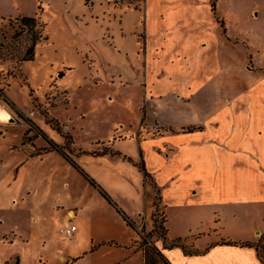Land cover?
<instances>
[{"label":"rangeland","instance_id":"1","mask_svg":"<svg viewBox=\"0 0 264 264\" xmlns=\"http://www.w3.org/2000/svg\"><path fill=\"white\" fill-rule=\"evenodd\" d=\"M145 1L0 0V16H3L0 17V102L14 118L9 124H0V264H16L19 257L21 264H31L29 257L33 264H44L46 258L53 260L58 245L47 242L61 234L67 211L75 215L79 203L91 196L93 183L101 191L104 190L100 184L106 187L110 184L109 191L114 198L108 195L112 201L123 198L118 187L110 183L108 174L101 170L100 164H107L109 160L93 154L113 151V143L120 141L127 152L124 154L138 157L136 141L127 138L135 137L134 133L138 132L145 138L167 131L156 121L145 128L146 123L140 116L151 105L144 94L136 122L140 126L134 133L118 131L119 127H115L117 129L108 139L96 138L115 123L127 124L133 119L125 96L117 95L119 89L123 87V92L134 96L136 88L132 86L140 84L144 88L146 85L142 79L145 72ZM148 1L156 8L153 11L157 26L164 23L165 12L170 6L162 0L159 4L156 0ZM206 2L197 1L196 5L205 13ZM22 16L36 17L45 26L41 29L37 25H23ZM212 16L223 33L226 28L234 36L238 49L247 52V61L242 63V58L237 57L235 68L243 73L253 72L256 86L263 85L264 0H217ZM35 35H39L40 40L32 49V60L26 61ZM162 67L156 65V71L165 75L180 74V67L174 69L167 63ZM235 76L232 79L235 80ZM163 78L157 81L158 85L165 83ZM97 88L109 92L97 91ZM257 90L259 87L252 90L254 96ZM244 91L243 95L239 94L241 105L250 103L251 93ZM199 97L203 99L206 95L200 92ZM262 103L264 105V101ZM130 105L134 108L133 99ZM167 111L171 118H178L181 110ZM50 119L57 125L48 123ZM159 120L166 123L164 117ZM202 123L206 124L207 120L203 119ZM141 148L146 169L159 186L164 180L167 163L160 156H151V143ZM120 159L117 164L133 166L132 162ZM173 166L174 176L196 177L198 185L210 186L231 179L227 172H217L214 161L207 157H192L190 161L184 156L175 157ZM145 182L151 187L146 184L142 203L145 197L150 203L154 196L156 209L150 220L136 223L146 238L140 236L141 244L149 243L145 253L151 256L154 241L161 240L166 245V218L160 192L155 194V181L148 178ZM255 183H258L257 178H242L236 188L240 193L244 191L242 187L250 188H245L248 192ZM96 194L101 197L98 190ZM128 197L129 202H133L131 209L139 204L135 194ZM165 199L171 200V195L166 194ZM145 224L152 227L146 228ZM159 225L162 230L158 229Z\"/></svg>","mask_w":264,"mask_h":264},{"label":"crops","instance_id":"2","mask_svg":"<svg viewBox=\"0 0 264 264\" xmlns=\"http://www.w3.org/2000/svg\"><path fill=\"white\" fill-rule=\"evenodd\" d=\"M159 1L156 0L157 4ZM197 1L202 0H162L170 8H166L165 24L158 26L154 20L153 10L156 8L153 2L145 1V72L142 79L146 85L144 88L140 84L132 86L136 88L134 96L123 92V87L119 89L117 95L125 96L133 119L127 124L115 123L96 138L108 139L109 134L117 129L115 127H119L118 131L134 133L140 126L136 122L144 94L151 105V109L145 108L140 116L146 123L145 128L156 121L167 131L145 138L138 132L134 133L135 137L127 138L136 141L138 157L124 154L127 152L120 141L113 143V151L131 158L133 161L129 162L133 166L117 164L121 157L97 156L109 160L107 164H100L101 170L108 174L110 183L118 187L123 198L121 201L116 198L117 203L113 200V207L102 197H96L97 189L94 188L91 196L79 203L75 215L71 210L67 211L62 225L70 222L76 226V231L70 238L58 234L57 239L47 242L57 244L55 249L58 251L53 260H43L44 264H145V246L149 243L141 244V237L146 238L136 222L150 220L156 205L153 204L154 187L151 188L153 198L150 203L146 197L142 203L148 183L136 166L137 161L144 164L146 172L155 181V194L160 192L164 204L167 242L165 245L157 240L152 247L165 261L161 264H262L254 246L222 242L255 244L264 234V83L258 85L259 90L254 96L252 90L258 87L253 82V72L243 73L235 68L237 57L242 58V63L247 61L246 50L238 49V42L230 31L226 28L224 33L221 31L212 16L209 0L206 2L207 13L196 6ZM164 62L174 69L180 67V74L165 75L156 71V65L163 68ZM163 76L165 83L158 85L157 81ZM234 76L235 80L232 79ZM244 90L251 93L250 103L241 105ZM200 92L206 97H199ZM131 99L134 108L130 105ZM168 109L181 110L179 117L171 118ZM163 111H166L164 116ZM159 117H164L166 123L159 122ZM203 119L207 120L206 124L202 123ZM149 143L151 156H160L167 163L164 180L159 186L143 159L141 146ZM182 156L189 161L192 157L211 158L217 172H227L231 179L209 186L195 183L196 177L174 176L173 160ZM242 178H257L258 183L248 192L246 189L250 188L242 187L244 191L240 193L236 187ZM100 185L113 196L109 191L110 184V187ZM129 194H135L138 207L135 204L133 209L130 208L133 202H129ZM166 194L171 195V200L165 199ZM70 213L73 214L72 220L69 219L72 217ZM145 226L152 227L151 224ZM176 239L186 241L187 244L183 245L186 252L182 246L174 244ZM37 259L42 261L41 256ZM29 261L33 264L31 257ZM16 264H21L20 257Z\"/></svg>","mask_w":264,"mask_h":264},{"label":"trees","instance_id":"3","mask_svg":"<svg viewBox=\"0 0 264 264\" xmlns=\"http://www.w3.org/2000/svg\"><path fill=\"white\" fill-rule=\"evenodd\" d=\"M217 0H210V9H211V12L212 14H214L215 12V4H216ZM20 22L23 24V25H28V26H35L37 25L39 28L43 29L45 24H42L40 23L36 17H30V16H22L20 18ZM222 23V22H220ZM45 39V38H43ZM40 40V36L39 35H35L32 37V43L30 45V48L29 50L27 51L26 53V58L25 60L28 61V60H32L33 58V52H32V49L33 47L35 46L36 42H38ZM48 123L50 124H55L57 125V123L50 119L48 121ZM104 155H110V156H113V157H121L122 159L124 160H128V161H131L129 158L121 155L120 152L118 151H106V150H102L101 152L99 153H94L93 156L97 157V156H104ZM136 166L138 167V169L140 170V172H142L143 174V177L144 179H148L150 178V175L146 172L145 168H144V164L142 162L140 163H137ZM91 183V182H90ZM92 186L98 190L99 194L101 195V197H103L110 205H112L113 207L115 206L114 202L112 201V199L109 197V195L104 192V191H101V189L96 185V184H92ZM156 189V187H155ZM157 192V190H156ZM120 213V211H118ZM158 229L162 230V226H158ZM164 231L166 232L165 228H164ZM166 235V233H165ZM176 243H174L176 246H182V248L184 249V251L186 252L183 244H182V240L180 239H176L175 240ZM222 244H228V245H241V246H254L256 251H257V256L259 258V260L262 262V264H264V234L261 235L259 241L255 244H251L249 242H245V243H237V242H231V241H223ZM153 251V255L151 256H147L146 257V261H145V264H161V263H165V261H163L161 259V257L159 256V254L157 252H155L153 250V248L151 249ZM18 261L16 260V263Z\"/></svg>","mask_w":264,"mask_h":264},{"label":"built area","instance_id":"4","mask_svg":"<svg viewBox=\"0 0 264 264\" xmlns=\"http://www.w3.org/2000/svg\"><path fill=\"white\" fill-rule=\"evenodd\" d=\"M0 106H4L5 108H7L6 105L5 104H1V102H0ZM9 112L11 114L10 121H13V119H14L13 118V113L10 110H9ZM72 218H73V214H72V217H69V219L72 220ZM75 231H76V226L71 224L70 222L67 225H64V227L60 229L61 235L65 236L67 238H70Z\"/></svg>","mask_w":264,"mask_h":264},{"label":"bare ground","instance_id":"5","mask_svg":"<svg viewBox=\"0 0 264 264\" xmlns=\"http://www.w3.org/2000/svg\"><path fill=\"white\" fill-rule=\"evenodd\" d=\"M11 114L7 108L4 106H0V123L2 125H6L7 123H10ZM72 216V214L70 213Z\"/></svg>","mask_w":264,"mask_h":264}]
</instances>
